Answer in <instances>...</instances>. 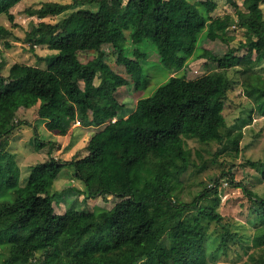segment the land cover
I'll return each instance as SVG.
<instances>
[{
	"label": "trees",
	"instance_id": "1",
	"mask_svg": "<svg viewBox=\"0 0 264 264\" xmlns=\"http://www.w3.org/2000/svg\"><path fill=\"white\" fill-rule=\"evenodd\" d=\"M20 1L0 0V16L13 22L11 8ZM229 1L234 14L216 18L211 0L50 1L25 9L41 21L31 23L23 42L32 52L45 46L52 53L40 58L44 68L13 63L6 74L0 61V264H206L204 221L220 222V215L213 207L217 197L212 206L200 201L217 194L216 183L189 203L179 200L176 191L191 164L184 138L205 144L225 141V151L238 154L241 133L230 137L224 131L230 68H239L251 111L264 116V77L253 69L264 63V0H243L241 6ZM67 10L55 22L42 21ZM230 27L243 31L236 48L230 45ZM12 36L11 29L0 25V41L7 48ZM206 41L222 43L224 52L216 53ZM147 45L163 67L183 72L139 97L130 112L132 99L119 101L117 92L130 82L137 91L146 82L141 62ZM241 49L242 56L237 54ZM80 53L93 56L82 62ZM191 59L212 62L215 69L188 79L185 68ZM34 104L36 136L41 126L62 138L75 122L81 131L94 133L84 143L85 155L68 161L53 157L58 143L49 141L48 159L33 165L20 185L8 137L26 124L15 121L19 110ZM34 141L37 148L44 145L36 137ZM249 165L264 181V148L263 158ZM66 167L73 168L83 188L70 182L51 192ZM228 175L250 201L256 226L254 252L240 264H264V195ZM57 195L63 213L54 211ZM78 195L80 200L74 197ZM97 197L117 201L110 208H87V200ZM224 230L217 249L226 253L235 235Z\"/></svg>",
	"mask_w": 264,
	"mask_h": 264
},
{
	"label": "rangeland",
	"instance_id": "2",
	"mask_svg": "<svg viewBox=\"0 0 264 264\" xmlns=\"http://www.w3.org/2000/svg\"><path fill=\"white\" fill-rule=\"evenodd\" d=\"M60 2L71 3L73 0H21L17 5L11 8V13L14 14L15 19L10 22L5 15L0 16V25H3L13 32L9 38L10 48L5 46L4 41H0V61L4 64L3 72L6 74L8 68L13 63H20L31 66H38L44 68L46 66L44 60L40 58L52 53L45 46H38L34 52L30 51L28 45L23 42L25 32L29 29L32 22L41 21L35 16H29L25 9L37 8L44 2ZM205 1V0H192ZM216 4V8L211 13L213 18L222 17L226 14H234V8L229 0H211ZM238 6L242 5L243 0H232ZM83 7L95 8L92 5H83ZM264 12V4L261 5ZM71 10V9H70ZM70 10L60 14L59 16H50L44 18L42 21L55 22L63 15H67ZM203 14L202 9L199 7ZM229 35L234 36L230 45L234 48L238 46L239 40L243 35V31L237 27H230L227 31ZM204 35L200 36L198 45H201ZM209 48H213L216 53L224 52L225 45L218 41L204 42ZM129 48L131 43L127 42ZM147 55L142 60L141 64L144 66V75L146 82L141 85L137 91L133 87V83L128 87H123L118 90V100L132 99V106L128 105L130 112L135 106L136 100L140 97H147L153 91L165 83L172 75L180 76L183 71L167 70L163 67L157 59L154 49L147 47L144 49ZM242 56L245 50L241 49L237 52ZM93 54L80 53L79 58L82 62L87 61ZM119 73H124V68L115 66ZM215 69V64L206 62L204 59L189 60L185 68V75L188 79L196 78L202 74ZM239 68H230L227 71L228 76L232 81V89L228 92L226 105L224 109L225 118V132H228L230 137H234L241 133L238 143V154L234 152L225 151L227 142L218 144L210 142L208 144L201 143L197 139L184 138V148L189 152L188 170L181 176V184L177 189V195L181 202L189 203L201 191L210 188L216 183V193L200 201L201 205L212 206L213 199L218 198L215 206V211L220 215V222L205 220L207 237L205 239L206 246V264H240L248 260L254 248L252 247L251 238L255 233L256 226L254 225L253 215L249 209L250 201L243 193L242 187H235L230 184L229 175H233L234 182L242 184L246 189L255 193L256 195H264V181L260 178L259 173L250 165V161H257L263 158L264 148V116L258 114L256 111H251L252 102L245 97L241 85L240 75L237 72ZM256 74L264 77V63L257 64L253 67ZM99 83V79H95V84ZM38 104H34L29 109H20L15 117V121H25L26 124L17 128L12 135L8 137L7 151L14 154L15 161L18 165L20 176L19 184L23 185L30 172V168L38 163L44 162L48 159V151L51 145L47 144L49 141L56 142L52 155L59 161H68L73 158H80L85 155L84 143L94 133V130H80L78 123L71 125V130L67 136L62 138L54 136L43 127H36L38 136L34 131L35 122L37 119ZM250 115V119H249ZM35 137L41 143L42 147L37 148ZM39 142V143H40ZM72 182L80 188L83 185L73 177V168H63L54 182L51 192L60 190L65 184ZM78 200L82 196H74ZM58 204L54 203V211L56 213H63L64 206L59 195L55 198ZM116 198H108V202L102 200L101 197L88 199L86 202L87 208H94L96 206L110 208L115 202ZM227 228L231 234L235 235V239L229 243V248L226 253L222 247L217 249L219 245V234Z\"/></svg>",
	"mask_w": 264,
	"mask_h": 264
}]
</instances>
